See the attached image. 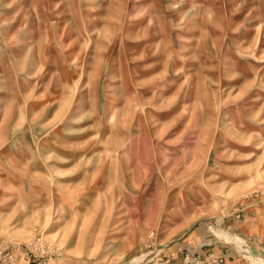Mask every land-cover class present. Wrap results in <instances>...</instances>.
<instances>
[{
	"label": "rangeland",
	"instance_id": "obj_1",
	"mask_svg": "<svg viewBox=\"0 0 264 264\" xmlns=\"http://www.w3.org/2000/svg\"><path fill=\"white\" fill-rule=\"evenodd\" d=\"M177 260L264 264V0H0V264Z\"/></svg>",
	"mask_w": 264,
	"mask_h": 264
},
{
	"label": "crops",
	"instance_id": "obj_2",
	"mask_svg": "<svg viewBox=\"0 0 264 264\" xmlns=\"http://www.w3.org/2000/svg\"><path fill=\"white\" fill-rule=\"evenodd\" d=\"M178 261H179V260H177V261L175 262V264H176V263L178 264V263H179Z\"/></svg>",
	"mask_w": 264,
	"mask_h": 264
}]
</instances>
